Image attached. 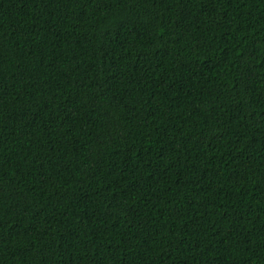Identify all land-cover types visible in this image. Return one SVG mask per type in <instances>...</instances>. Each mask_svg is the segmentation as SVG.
<instances>
[{
  "label": "trees",
  "instance_id": "16d2710c",
  "mask_svg": "<svg viewBox=\"0 0 264 264\" xmlns=\"http://www.w3.org/2000/svg\"><path fill=\"white\" fill-rule=\"evenodd\" d=\"M0 264H264V0H0Z\"/></svg>",
  "mask_w": 264,
  "mask_h": 264
}]
</instances>
